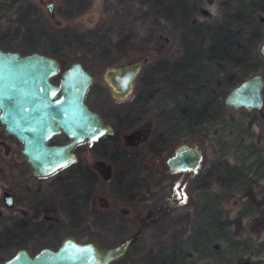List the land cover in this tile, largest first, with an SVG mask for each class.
Wrapping results in <instances>:
<instances>
[{
	"label": "rangeland",
	"instance_id": "1",
	"mask_svg": "<svg viewBox=\"0 0 264 264\" xmlns=\"http://www.w3.org/2000/svg\"><path fill=\"white\" fill-rule=\"evenodd\" d=\"M239 2L0 0L1 46L51 54L61 69L81 59L95 72L86 101L108 121L116 122L111 113L122 103L123 123L133 138L137 127L151 122L170 151L189 143L203 153L195 173L184 176L150 169L144 147L146 155L120 163L128 172L121 183L122 177L103 178L106 163L94 160L91 148L81 143L76 161L36 176L21 141L0 122V239L5 241L0 258L18 246L32 253L56 248L66 234L111 245L138 229L127 253L109 264H264V105L260 111L231 110L218 103L211 115L195 116L217 78L231 87L226 77L231 70L238 80L256 71L264 75L261 55L233 64L206 50L215 21ZM185 14L200 23L203 44L192 54L184 43L193 38ZM262 28L261 40L264 21ZM146 54L153 63L150 72L141 67L132 92L114 100L105 69ZM142 79L148 83L140 96ZM82 167L90 172L83 175ZM4 190L14 193L11 207L3 202ZM162 208L161 218L143 223Z\"/></svg>",
	"mask_w": 264,
	"mask_h": 264
},
{
	"label": "water",
	"instance_id": "2",
	"mask_svg": "<svg viewBox=\"0 0 264 264\" xmlns=\"http://www.w3.org/2000/svg\"><path fill=\"white\" fill-rule=\"evenodd\" d=\"M52 6L50 2V10ZM257 50L264 57V38ZM145 60L146 57H141L105 69L104 75L116 98L131 93ZM60 69L59 58L51 54L38 50L21 53L0 47V122L21 141V152L36 176H45L76 161V144L91 143L112 130V125L104 122L100 113L86 101L94 71L81 59H73L61 69L59 79L54 82L52 77ZM263 86L264 75L256 71L228 90L224 104L231 110L260 111L264 105ZM60 131L68 140L52 143L51 137ZM202 156L197 145L182 143L166 158V163L172 170L191 172L200 165ZM3 201L11 207L14 193L4 190ZM138 234L137 229L111 245L66 234L56 248L43 246L31 253L26 247H19L0 264H109L127 253Z\"/></svg>",
	"mask_w": 264,
	"mask_h": 264
},
{
	"label": "trees",
	"instance_id": "3",
	"mask_svg": "<svg viewBox=\"0 0 264 264\" xmlns=\"http://www.w3.org/2000/svg\"><path fill=\"white\" fill-rule=\"evenodd\" d=\"M263 11L264 0H240L235 6L228 7L225 14L215 21L210 29L211 37L206 50L220 56V58L234 62L233 64L245 63L248 58H260L257 48L263 34L262 23L264 17L261 14ZM184 17L186 20L184 25L188 28L189 35L193 36L191 40L187 37L184 43L186 45L189 43L187 53L191 52L192 54L193 49L196 48L195 45L201 40V35L197 32L200 23L196 22L194 18H190L188 14H185ZM199 44L201 45L203 42ZM235 75L232 70L226 75L231 87L244 78L238 80ZM223 79V77H219L213 84L208 86L206 98L203 100L200 110L195 113L196 118L211 115L218 103L229 109L224 104V96L231 87H228V82ZM170 82L176 84L177 80L175 82L171 79ZM188 108L186 111L189 110ZM188 113L194 116L192 112ZM127 174L128 172L124 173L121 179L119 178L121 183L125 181ZM123 186L126 187L127 183ZM128 187L130 188V184H128ZM161 216L158 218H161Z\"/></svg>",
	"mask_w": 264,
	"mask_h": 264
},
{
	"label": "flooded vegetation",
	"instance_id": "4",
	"mask_svg": "<svg viewBox=\"0 0 264 264\" xmlns=\"http://www.w3.org/2000/svg\"><path fill=\"white\" fill-rule=\"evenodd\" d=\"M0 47L3 49H9V48H4V46H1V45H0ZM9 50H14V49H9ZM143 57H146V60H145V62H143L141 67L144 66V69L147 70V72H150V70L153 66V63L148 61L149 60V54H146ZM94 76H95V74H94ZM103 78H104L105 82L107 83V85L109 86L111 97L114 100L121 102L122 99L127 98V96L130 94L129 93L122 98H116L112 93V87L109 84V82L107 81L105 75L103 76ZM141 78H143V77L141 76ZM52 80L54 82H57L53 78H52ZM147 83L148 82L146 80H143V79L141 80V83L139 85V88L141 90L140 96H143L142 93H144V95H145V92H146L145 87H147ZM134 84H135V81H134ZM134 84H133V88L135 87ZM91 108H93V107H91ZM122 108H123L122 103H120V106L118 105V108L113 110V112L111 113V115L115 118L117 123L115 121H112V122L108 121V119H106V116L103 114L102 111H100L96 108H93L100 113L104 122H108L112 125V130L110 132L103 133L98 138L94 139L91 143H87L86 141H82V142H79L78 144H76L74 147V151L76 152L77 157H78L77 149L79 147H81V143H85L86 146H88V148H91L93 155H94V160L106 163V166L108 167V169L105 171L106 173L102 176L103 178H109L111 176L122 177L124 175V173H126V170H125V166L121 165L120 163L128 162L133 157L146 155V154H143V149L145 147L147 150V153H148L147 155L151 160V162L149 163L150 169L157 170L158 167L159 168L161 167L163 169V171L165 170L167 173H171V172L175 173L177 171L178 172L183 171L185 176H191L195 173V171L197 170V168L199 166L191 172H189L188 170H172L168 167V165L166 163V158L168 156L172 155L174 150L176 149V147L182 143H178L173 148V150L170 151V148L168 147L169 144L166 141L165 137H163L162 134L161 135L160 134L159 135L154 134L153 126H152L151 122H147L146 124L140 125L139 127H137L135 130V133H137V137L133 138V130H128L127 124L123 123L125 120L124 115L127 114V112L126 113L121 112ZM59 135H65L67 137V135L64 132L60 131L51 137V139H50L51 142L52 143H61V142L68 140V137L66 139H57ZM187 144H189V143H187ZM191 145H195V144H191ZM144 153H146V152L144 151ZM113 162L117 164L116 169H113L111 166L113 164ZM89 172H90V169L82 167L81 173L83 175H86V173H89ZM97 172L99 173V171H97ZM91 173H93V175H94L95 172L91 171ZM176 201L179 202L180 198H177ZM156 212H159V214L156 215L155 217L150 218L147 222H150V221L154 220L155 218H158L159 216H161V214L164 212V208H162ZM156 212H154L153 214H155ZM152 215L146 216L145 219L148 217H151ZM144 220H143V222H144ZM147 222H145V223H147ZM4 242L5 241L0 239V248H2L5 245ZM19 247H25V246H18L10 255H12ZM3 259H5V258H0V261Z\"/></svg>",
	"mask_w": 264,
	"mask_h": 264
}]
</instances>
